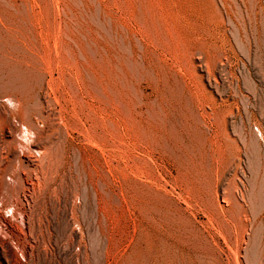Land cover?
<instances>
[{
  "label": "rangeland",
  "instance_id": "1",
  "mask_svg": "<svg viewBox=\"0 0 264 264\" xmlns=\"http://www.w3.org/2000/svg\"><path fill=\"white\" fill-rule=\"evenodd\" d=\"M263 5L0 0V264H264Z\"/></svg>",
  "mask_w": 264,
  "mask_h": 264
},
{
  "label": "clouds",
  "instance_id": "2",
  "mask_svg": "<svg viewBox=\"0 0 264 264\" xmlns=\"http://www.w3.org/2000/svg\"><path fill=\"white\" fill-rule=\"evenodd\" d=\"M8 106V108L12 111H19L21 104L19 101L14 100L12 97H5L2 101H0ZM19 143L17 145V150L23 156L26 151L35 152L37 157L42 154V150H32L31 146L35 143V133L27 128L26 125H20V132L16 134L15 137ZM9 182L11 181V177L7 178ZM15 211V206L9 207L5 211V215L10 217L12 213ZM22 216V214H21Z\"/></svg>",
  "mask_w": 264,
  "mask_h": 264
},
{
  "label": "bare ground",
  "instance_id": "3",
  "mask_svg": "<svg viewBox=\"0 0 264 264\" xmlns=\"http://www.w3.org/2000/svg\"><path fill=\"white\" fill-rule=\"evenodd\" d=\"M213 1V0H212ZM235 1V0H234ZM211 2V1H210ZM149 4V3H148ZM235 5V4H234ZM238 5V4H237ZM149 6V5H148ZM264 6V5H263ZM142 10V9H141ZM181 15V14H180ZM165 23V22H164ZM167 30V29H166ZM202 31V30H201ZM8 32V31H7ZM193 34V33H192ZM237 34V33H236ZM240 38V37H239ZM190 40V39H189ZM167 41V40H166ZM2 42V41H1ZM183 46V45H182ZM5 50V49H4ZM4 56V55H3ZM12 59V58H11ZM204 60V59H203ZM222 60V59H221ZM250 60V59H249ZM220 63H221V61H220ZM223 63V62H222ZM18 73V72H17ZM27 74V73H26ZM62 76V75H61ZM46 77V76H45ZM9 88V87H8ZM75 89V88H74ZM8 90V89H7ZM8 95V94H7ZM165 95V94H164ZM7 97V96H6ZM141 101V100H140ZM4 107V106H3ZM4 109V108H3ZM42 109V108H41ZM8 112H9V110H8ZM1 113V112H0ZM44 113V112H43ZM1 115V114H0ZM211 115V114H210ZM49 116V115H48ZM215 116V115H214ZM6 117V116H5ZM43 117V116H42ZM1 118V117H0ZM8 118V117H7ZM50 118V117H49ZM44 119V118H43ZM193 119V118H192ZM5 120H7V119H5ZM214 120V119H213ZM7 123V122H6ZM21 123V122H20ZM13 124V123H12ZM19 124V123H18ZM53 124V123H52ZM11 125V124H10ZM17 125V124H16ZM4 126V125H3ZM37 127V126H36ZM7 128V127H6ZM6 128H4V129H6ZM18 128H19V125H18ZM13 129V128H12ZM29 129V128H28ZM31 129V128H30ZM29 129V130H30ZM3 130V129H2ZM6 130H8V128L6 129ZM6 130H4L5 132H6ZM16 130V129H15ZM34 130V129H33ZM38 130V129H37ZM11 131L12 130H10V133H11ZM14 132V131H13ZM38 132V131H37ZM6 133H8V132H6ZM35 133H36V131H35ZM39 133V132H38ZM38 133H36L35 135H37V137H38ZM40 134H42V133H39V135ZM2 135V134H1ZM14 135V134H13ZM11 136V135H10ZM140 136H142V135H140ZM1 137V136H0ZM37 137H35V139L37 138ZM40 137H41V135H40ZM14 139V138H13ZM39 139V138H38ZM17 140V139H16ZM147 140V139H146ZM46 141V140H45ZM3 142V141H2ZM19 142V141H18ZM43 142V141H42ZM43 144V143H42ZM32 147L33 148H36L37 147V144H33L32 145ZM152 147V146H151ZM37 149V148H36ZM40 149V148H39ZM34 150V149H33ZM47 153V152H46ZM49 153V152H48ZM24 155V154H23ZM42 155V154H41ZM49 155V154H48ZM46 157V156H45ZM48 160V159H47ZM26 161H27V158H26ZM41 161V160H40ZM46 161V160H45ZM38 186H39V184H38ZM21 189V188H20ZM26 189V188H25ZM25 192V191H24ZM22 193V192H21ZM32 196V195H31ZM75 197V196H74ZM26 201V200H25ZM28 213V212H27ZM21 215V214H20ZM14 217V216H13ZM73 223V222H72ZM141 235V234H140ZM219 263V262H218Z\"/></svg>",
  "mask_w": 264,
  "mask_h": 264
}]
</instances>
